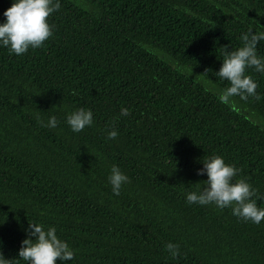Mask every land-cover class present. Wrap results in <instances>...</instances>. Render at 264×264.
Listing matches in <instances>:
<instances>
[{"label":"trees","instance_id":"16d2710c","mask_svg":"<svg viewBox=\"0 0 264 264\" xmlns=\"http://www.w3.org/2000/svg\"><path fill=\"white\" fill-rule=\"evenodd\" d=\"M12 2L0 0V22ZM60 4L42 47L0 48V253L26 264L18 251L32 222L74 250L56 264H264V219L185 201L205 186L197 171L214 154L264 194V130L182 71L227 87L214 73L249 27L264 31V0ZM257 47L264 56V41ZM246 74L260 98H235L264 118V74ZM80 107L94 123L74 133L65 116ZM37 112L58 126H41ZM113 164L129 177L119 196L107 181ZM168 242L179 245L175 259Z\"/></svg>","mask_w":264,"mask_h":264},{"label":"clouds","instance_id":"9594fccd","mask_svg":"<svg viewBox=\"0 0 264 264\" xmlns=\"http://www.w3.org/2000/svg\"><path fill=\"white\" fill-rule=\"evenodd\" d=\"M61 7L60 0H13L3 16L6 18L0 22V48H5L9 54L17 56L25 54L30 48L37 49L53 35V25L49 23L51 14ZM242 46L231 51H226L222 58L221 67L214 73L221 81H227L228 86L217 93L220 103L233 104V97L247 100L249 97L260 98L256 91L257 82L247 69L264 74V56L258 54L257 44L264 41V31H253L249 27L239 37ZM75 94V93H74ZM130 110L121 107L120 115H129ZM36 120L43 127L55 129L58 120L50 116L45 123L39 112ZM65 122L72 132H82L86 127L94 123L91 109L76 108L65 116ZM118 132L113 128L107 131L108 140L115 139ZM203 167L198 169V175H207L203 181V189L185 193V201L188 205L200 206L214 205L216 208H230L231 214L239 220L260 224L264 219V207H258L257 200L264 202V194L244 178L235 179L239 169L225 162L221 155H211L202 161ZM113 195L119 196L122 186L129 183V177L115 164L110 168L107 177ZM198 184V183H196ZM27 238L21 242L18 251V259L26 264H56L71 261L74 258V250L69 244L58 237L54 226L45 227L41 223L30 222L25 229ZM166 251L175 259L180 254L179 245L168 242ZM15 259L9 260L0 253V264H13Z\"/></svg>","mask_w":264,"mask_h":264},{"label":"rangeland","instance_id":"374dc122","mask_svg":"<svg viewBox=\"0 0 264 264\" xmlns=\"http://www.w3.org/2000/svg\"><path fill=\"white\" fill-rule=\"evenodd\" d=\"M176 64V63H175ZM177 65V64H176ZM175 66V65H174ZM179 68V66H176ZM182 71L191 77L196 83L204 87L206 90L210 91L211 93L215 94L217 96V93L221 90L218 86L207 80L206 78L200 76L199 74L189 70V69H182ZM233 104L229 105L234 110L239 112L241 115L249 119L251 122H253L256 126L260 127L264 130V118L260 116L258 113L253 111L249 106L242 103L237 98L233 97Z\"/></svg>","mask_w":264,"mask_h":264}]
</instances>
